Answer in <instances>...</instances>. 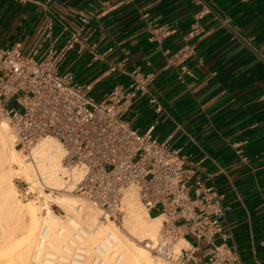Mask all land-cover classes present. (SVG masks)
Segmentation results:
<instances>
[{
    "label": "crops",
    "instance_id": "0c3cea01",
    "mask_svg": "<svg viewBox=\"0 0 264 264\" xmlns=\"http://www.w3.org/2000/svg\"><path fill=\"white\" fill-rule=\"evenodd\" d=\"M200 11L187 59L195 76L182 82L168 58ZM48 19L52 36L38 39ZM80 28L86 48L61 70L96 97L128 85L137 67L156 73L163 111L141 98L125 119L201 160L226 195L228 243L243 264H264V0H0V47L61 46Z\"/></svg>",
    "mask_w": 264,
    "mask_h": 264
},
{
    "label": "built area",
    "instance_id": "2783aa9c",
    "mask_svg": "<svg viewBox=\"0 0 264 264\" xmlns=\"http://www.w3.org/2000/svg\"><path fill=\"white\" fill-rule=\"evenodd\" d=\"M202 13L184 35V45L168 58L179 67L182 82L195 76L187 59L196 53L194 37L202 30ZM223 22L230 25L227 19ZM53 26L48 19L38 39L51 37ZM86 40L80 28L61 46L52 40L45 48L36 45L28 51L0 47V112L9 117L16 143L30 149L44 137L57 139L64 167L85 171L59 190L79 193L96 204L103 222L125 219V191L134 187L148 213L162 218L157 235L143 241L161 264H243L237 247L228 243L226 195L213 174L183 148L153 135L154 126L141 133L125 119L141 98L163 111L152 88L156 73L137 67L128 85L116 84L96 97L89 85L60 68L69 51L86 48ZM19 194L24 199L41 196L38 187L28 184ZM79 252L75 249L69 264ZM92 264L112 263L95 254Z\"/></svg>",
    "mask_w": 264,
    "mask_h": 264
},
{
    "label": "bare ground",
    "instance_id": "6f19581e",
    "mask_svg": "<svg viewBox=\"0 0 264 264\" xmlns=\"http://www.w3.org/2000/svg\"><path fill=\"white\" fill-rule=\"evenodd\" d=\"M11 126L7 120L0 121V264H32V245L42 226H47L48 232L44 234L47 227L43 228L40 233L43 235L37 239L39 249L35 253L37 257H40L44 245L48 246H46L47 252L44 253L46 256L44 264L45 262L48 264L71 262L65 257L55 256V250L59 248V243L64 238L80 251L77 260L72 264H90L89 260L85 262L84 260L90 255L88 249H92L95 245H97L94 247L96 255H100L105 260L103 249L108 250L107 258L112 261V264H154V257L147 247L127 238L120 232L115 222L103 224L104 226L99 224L101 209L93 202L84 198L74 200L71 196H57L69 215V223L75 226L80 225L76 233L71 231L69 225L60 221L49 206V214L41 219L38 208L34 204L21 203L22 201L16 198L12 176L19 174L28 181H35L37 180L36 171H39L40 173H37L51 185L58 182L60 172L68 171L63 164V147L53 137H44L32 147L30 153L33 156L35 168L32 164L26 163L27 155L23 154V150L18 147L16 135L12 132ZM84 172L83 169L75 167L72 173L73 178H81ZM124 201L127 206L126 225L129 232L141 241L157 235L162 225V218L149 213L144 214L138 204L141 200L137 190L133 187L128 188L125 191ZM18 222H21V225ZM80 231H83L84 235ZM55 259H58V262Z\"/></svg>",
    "mask_w": 264,
    "mask_h": 264
},
{
    "label": "rangeland",
    "instance_id": "374dc122",
    "mask_svg": "<svg viewBox=\"0 0 264 264\" xmlns=\"http://www.w3.org/2000/svg\"><path fill=\"white\" fill-rule=\"evenodd\" d=\"M2 120H7L11 124L9 117L7 115L3 114L2 112H0V121H2ZM11 130L15 134L12 126H11ZM50 138H52V137H50ZM18 147L23 150V154L26 153L25 154V155H27V156H25L26 163H30V164H32L34 166V164H33V156L30 153L32 148L24 149L20 145H18ZM15 167H16V165H15ZM34 168H35V166H34ZM74 168L75 167L70 168V169H66L68 171L67 173H63V172L61 173L60 172V174L58 175V178H59L58 182H56L55 184H51V185L48 182H45L44 178H42L43 176L41 174H39L40 173L39 171H36L37 180H35V181H32V180L28 181L27 179L20 177L19 174H15L14 177L12 176V183H13V187L16 188L15 189L16 190V195H17L16 198H18L20 202L22 201L21 203L28 202V203L34 204L38 208L39 215L41 216V219H43L44 217H46L49 214V212H48V206H49L51 208V210H53V214L55 213L54 215L58 216L60 221H62L64 224H67V225L70 226V229H71V231L73 233L74 232L75 233L78 232L79 231L78 227L80 228V225L79 226H75V225L69 223V221H68V216L69 215L67 214V212L65 211V209L63 208L61 203L59 202V197H57V196H71L72 198H74V200H75V198H77L79 200L81 198H84V199L88 200L87 198L83 197L79 193L59 190L65 183H68V182L72 181V180L71 181L68 180L69 178L75 179V178H73V174H72ZM37 172H39V173H37ZM37 182H39V183H37ZM27 184L28 185H34V186L38 187V191H39L41 196L37 197V198H28V199H24L23 197H21L20 194H19L20 190H21L22 186L27 185ZM130 188H132V187H130ZM46 199L48 200V202H47ZM88 201H90V200H88ZM138 204H139L140 208L144 211V214H147L148 212L143 207V205L141 204L140 201H138ZM101 213H102V211H101ZM100 216H101V214H100ZM100 216H99V219H100L99 224H101L102 226H104L106 224H110L111 222H113V221H105V222H103L102 218ZM11 219H16V218H11ZM126 219H127V216L125 217V219L121 223H115L117 225L118 229L120 230V232L122 234H124L125 236H127V238H129L130 240H133L134 242H137L139 244L140 243L144 244L143 241H141L136 236H133L129 232V230L127 228V225H126ZM18 223L21 225V222H18ZM45 227H47V226H42L41 227V229L39 230V232H38V234L36 236V239H35V241H34V243L32 245V251H31L32 264H44V261H45L44 259L46 258L44 253L47 252V250H48L47 247L48 246L44 245L45 249L43 248V251H42L40 257L38 256L39 258L36 256L35 252L39 249L38 243H37L38 242L37 239L39 238L40 233L42 232L43 228H45ZM47 232H48V227H47ZM80 233L82 235H84L83 231L82 232L80 231ZM95 246H97V245H95ZM94 247L92 249H88V252H90V255L88 257H86L84 262L86 260H89L90 264H91V262L93 260V257L96 254V250L94 249ZM74 248L76 249L75 245L69 244V242L67 240H65V238H64V239H62V241H60L59 248L55 250V256H57L58 258L60 256H62V257H65L66 259H73V258H75V249ZM103 250H104L103 251V256L106 258V260L109 261V259L107 258L108 257L107 256L108 250L106 248H104ZM152 255L150 254L152 259L154 257V259H153V261L155 260L154 264H161L160 260L158 258H156L154 255L152 257ZM56 260L58 262V259H55V261ZM110 262L112 263V261H110ZM45 264H48V263L45 262Z\"/></svg>",
    "mask_w": 264,
    "mask_h": 264
}]
</instances>
